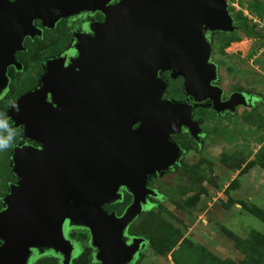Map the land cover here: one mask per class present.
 <instances>
[{
	"label": "water",
	"instance_id": "water-1",
	"mask_svg": "<svg viewBox=\"0 0 264 264\" xmlns=\"http://www.w3.org/2000/svg\"><path fill=\"white\" fill-rule=\"evenodd\" d=\"M102 13L76 35L72 58L47 60L38 85L7 111L23 143L11 152L16 179L2 197L0 264H32L54 254L70 264L71 229L89 231L99 264H132L146 241L129 227L143 213L152 176L176 168L182 150L171 139L185 130L200 141L197 106L218 115L252 106V97L214 84L210 34L235 30L227 0H0V98L8 70L22 69L16 54L26 37L62 18ZM67 62V63H66ZM66 63V64H65ZM182 77L189 101L163 98L168 80ZM34 141L38 146L25 144ZM132 195L122 215L104 205Z\"/></svg>",
	"mask_w": 264,
	"mask_h": 264
},
{
	"label": "rangeland",
	"instance_id": "rangeland-1",
	"mask_svg": "<svg viewBox=\"0 0 264 264\" xmlns=\"http://www.w3.org/2000/svg\"><path fill=\"white\" fill-rule=\"evenodd\" d=\"M227 1L235 30L209 36L216 84L224 98L242 92L256 97L255 103L225 116L211 107H195L194 117L204 131L201 145L187 133L172 136L185 149L182 163L151 177L150 185L160 197L151 198L153 204L129 227L131 235L147 242L132 264H247L250 257L238 238L264 248V0ZM62 33L57 28L43 39H28L24 53H19L22 71L10 70V91L0 100V140L7 138L0 150V197L10 185L11 149L21 131L11 127L7 111L43 75V60L68 39ZM164 75V98L184 100L183 78ZM130 202L125 195L107 208L123 211ZM76 235L88 241V231ZM32 264L59 263L45 256Z\"/></svg>",
	"mask_w": 264,
	"mask_h": 264
},
{
	"label": "flooded vegetation",
	"instance_id": "flooded-vegetation-1",
	"mask_svg": "<svg viewBox=\"0 0 264 264\" xmlns=\"http://www.w3.org/2000/svg\"><path fill=\"white\" fill-rule=\"evenodd\" d=\"M116 1V0H115ZM103 19H104V16H103V14L102 13H99V12H97V13H89V12H84V13H81V14H79V15H75V16H70V17H66V18H62V19H60L59 21H57L56 23H55V25H54V27L53 28H48V27H44L43 25H42V22L40 21V20H36V21H34V25L38 28V29H40L41 30V34L40 35H36L34 38H31V37H26L25 38V41H24V44H25V42L29 39V40H32V41H34L35 39H37V38H41V39H43L44 37H45V35L47 34V33H49V32H52L53 30H56L57 28H61V30H62V38H65V34H68V39H66L65 41H64V44H62L60 47H59V49H58V51L55 53V54H53V55H50L49 57H46L44 60H43V62H42V69H43V73H44V67H45V63H46V61L47 60H50V59H56V58H61V57H66V58H72L73 57V55L75 54V51L73 50V46H74V44L76 43V35H79V34H82V35H86V34H90V32H89V29H88V23H91V22H102L103 21ZM62 26V27H61ZM25 47V46H24ZM23 51H25V50H23ZM23 51H20V52H23ZM20 52H18L17 54H16V56H17V59L21 62V59H19V53ZM22 63V62H21ZM67 63V62H66ZM65 63V64H66ZM23 67H24V65H23V63H22V69H23ZM22 69L21 70H16L13 66H11L10 68H9V70H8V76H9V79H10V82H9V84L11 85V82H12V76H11V74H10V70H13V71H15V72H18V71H22ZM42 73V74H43ZM168 73V72H167ZM41 76V75H40ZM40 76L39 77H37V81H36V84L35 85H33L31 88H29L28 90H30V89H33V88H35L37 85H38V82H39V78H40ZM162 76H164L165 77V75H164V72L162 73ZM168 76H169V73H168ZM166 78V77H165ZM214 84H216V82H214ZM10 85H9V90H8V92L10 91ZM217 85V84H216ZM184 90V89H183ZM27 91V90H26ZM25 91V92H26ZM224 91V90H223ZM8 92L2 97V98H4L7 94H8ZM166 93V92H165ZM232 94V93H231ZM230 94V95H231ZM245 94V93H244ZM184 95H185V99L184 100H182V101H189V102H192V99L190 98V97H187L186 96V94L184 93ZM229 95V96H230ZM247 95V94H246ZM20 96V95H19ZM247 96H250V95H247ZM250 97H252V103L254 104L255 103V98L253 97V96H250ZM2 98H0V100L2 99ZM163 98H164V96H163ZM228 98V97H227ZM227 98H224V93H223V100H226ZM170 99V98H169ZM213 110V109H212ZM214 111V110H213ZM215 112V111H214ZM194 113H195V110H194ZM215 114L216 115H218L216 112H215ZM227 114H231V113H226V114H219V116H225V115H227ZM194 119H195V117H194ZM11 127H12V125H11ZM13 128V127H12ZM17 129H19V128H17ZM21 129V128H20ZM201 129H202V123H201ZM203 131V130H202ZM22 132H23V130L21 129V131H20V133H19V135H18V139H17V141H16V143L14 144V146H16V145H18V144H21V143H23L22 142V140H21V135H22ZM183 133H187L188 134V132H186L185 130H182V132H180V133H178V135L179 134H183ZM173 135H176V134H172V136ZM189 135V134H188ZM172 136H171V139H172ZM190 136V135H189ZM203 136H204V131H203V135H202V137L200 138V141L198 142V141H196L195 139H193L191 136V138L193 139V141H195L196 143H197V145H201V143H202V138H203ZM31 144V145H34V146H38V144L36 143V142H34V141H27V142H25V144ZM179 145H180V148H181V150H182V156H181V158H180V160L182 161V157H183V154L185 153V149H184V147L180 144V143H178ZM14 146L12 147V149L14 148ZM11 149V150H12ZM180 161V163L178 164V166L179 165H181V162ZM177 166V167H178ZM175 168H173L172 170H174ZM16 182V181H15ZM149 186L151 187V188H153L151 185H150V181H149ZM154 189V188H153ZM122 193H123V199H124V197H125V195H129L130 196V199H131V202H132V195L129 193V192H127L126 191V189H122ZM160 197V195L158 194V196L157 197H152V196H149L148 197V204H147V206H146V209L147 208H149L152 204H153V202H152V200H151V198H156V199H158ZM118 202H121V201H118ZM131 202H130V204H131ZM116 203V202H115ZM115 203H112V204H106V205H104V209L107 211V212H112V211H115V213L117 214V215H122V213L125 211V209L130 205H128L123 211H119V209L118 208H111V209H108L107 207L109 206V205H114ZM146 209H144V211L146 210ZM143 211V212H144ZM143 214V213H142ZM84 231H88V230H86V229H83V228H74V229H71L69 232H68V234H67V238L74 244V252H73V254H72V259H71V262H70V264H99V261H96V258H95V256H96V254H97V250L91 245V236H90V233H89V231H88V241L86 242L84 239H81L80 238V236L79 235H76L77 234V232H84ZM133 238H143V237H141V236H137V235H131L130 233H129V230H128V232H127V238H126V242H127V244H130L131 243V241H132V239ZM143 239H145V238H143ZM146 241V240H145ZM142 250V249H141ZM139 252H140V250L137 252V254L134 256V260H133V262L137 259V257H138V254H139ZM45 256H47V257H55L56 259H58V263L59 264H63L64 262V259L62 258V257H60V256H57V255H54V254H46V255H42L41 257H39L38 259H40V258H42V257H45ZM38 259H35V261L36 260H38ZM34 261V262H35ZM33 262V263H34Z\"/></svg>",
	"mask_w": 264,
	"mask_h": 264
},
{
	"label": "trees",
	"instance_id": "trees-1",
	"mask_svg": "<svg viewBox=\"0 0 264 264\" xmlns=\"http://www.w3.org/2000/svg\"><path fill=\"white\" fill-rule=\"evenodd\" d=\"M20 53H24L20 52ZM256 99V97H254ZM10 157V156H9ZM9 161V160H8ZM16 179L13 177L11 173V167L8 169L7 172V186L10 183L15 182ZM8 191V189H7ZM2 197H0V207H1V200ZM237 242L240 246H244L246 248V253L250 257V260L247 264H264V248H262V245L260 243L255 244L253 241H247V240H242V239H237Z\"/></svg>",
	"mask_w": 264,
	"mask_h": 264
},
{
	"label": "clouds",
	"instance_id": "clouds-1",
	"mask_svg": "<svg viewBox=\"0 0 264 264\" xmlns=\"http://www.w3.org/2000/svg\"><path fill=\"white\" fill-rule=\"evenodd\" d=\"M7 144V138L0 140V150L4 149Z\"/></svg>",
	"mask_w": 264,
	"mask_h": 264
}]
</instances>
